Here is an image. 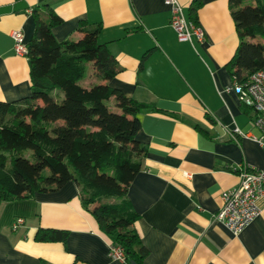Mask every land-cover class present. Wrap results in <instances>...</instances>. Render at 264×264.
<instances>
[{"label":"crops","instance_id":"0c3cea01","mask_svg":"<svg viewBox=\"0 0 264 264\" xmlns=\"http://www.w3.org/2000/svg\"><path fill=\"white\" fill-rule=\"evenodd\" d=\"M178 1L190 20L192 0ZM229 5L202 0L196 20L205 37L190 43L178 39L163 0H0V101L31 92L28 58L14 53L11 32L20 30L27 44L33 11L51 8L62 20L52 28L59 42L77 39L80 23L99 24L97 41L118 67L106 83L155 105L138 114L134 137L145 153L125 195L147 251L138 264H264L263 199L259 215L237 236L213 218L222 192L238 185L239 167L264 168V150L252 137L260 135L255 111L227 90L233 79L226 65L239 42ZM80 202L74 181L1 201L0 264H130L110 258V237ZM15 218L23 224L12 229ZM40 228L68 235L63 242L38 241Z\"/></svg>","mask_w":264,"mask_h":264},{"label":"trees","instance_id":"16d2710c","mask_svg":"<svg viewBox=\"0 0 264 264\" xmlns=\"http://www.w3.org/2000/svg\"><path fill=\"white\" fill-rule=\"evenodd\" d=\"M201 4L192 0L189 6L193 22ZM229 6L239 42L226 69L241 82L264 69V0H230ZM32 14L35 29L26 52L30 95L13 103L0 101V202L74 181L80 203L111 245L123 249L125 261L138 264L147 251L132 227L137 214L125 195L145 153L134 137L138 114L155 105L130 99L106 83L118 67L97 41L99 24L80 23L77 39L59 42L52 28L61 18L51 8ZM88 64L103 82L83 87L79 81ZM110 98L116 110L106 105ZM67 235L66 230L40 228L35 238L63 242Z\"/></svg>","mask_w":264,"mask_h":264},{"label":"built area","instance_id":"2783aa9c","mask_svg":"<svg viewBox=\"0 0 264 264\" xmlns=\"http://www.w3.org/2000/svg\"><path fill=\"white\" fill-rule=\"evenodd\" d=\"M171 12L170 26L178 35L180 41L192 43L194 40L203 41L205 33L202 27L192 20H186L178 0H163ZM14 43V53L27 56L28 47L23 40L20 30L11 32ZM227 90H232L239 102L255 111L253 125L258 128L260 135L253 137L264 150V71L258 70L241 82L232 81ZM234 133L242 135L238 128ZM239 183L234 188L225 190L220 196L222 205L213 215L216 223H221L231 235L237 236L260 213L259 201L264 200V168L241 166L237 170ZM23 224L22 218H15L11 224L12 229H17ZM123 249L117 245L109 246V256L113 260L125 261Z\"/></svg>","mask_w":264,"mask_h":264},{"label":"rangeland","instance_id":"374dc122","mask_svg":"<svg viewBox=\"0 0 264 264\" xmlns=\"http://www.w3.org/2000/svg\"><path fill=\"white\" fill-rule=\"evenodd\" d=\"M86 77L82 80L79 81V83L84 87H89L90 84L92 85V83H94V81L97 79L92 72V68L91 65L88 64L87 65V74L85 75ZM97 83V82H95ZM106 105L109 107V109H113V105L111 102H106ZM113 199V198H112ZM114 200V199H113Z\"/></svg>","mask_w":264,"mask_h":264},{"label":"water","instance_id":"95a60500","mask_svg":"<svg viewBox=\"0 0 264 264\" xmlns=\"http://www.w3.org/2000/svg\"><path fill=\"white\" fill-rule=\"evenodd\" d=\"M131 264H134V263H131Z\"/></svg>","mask_w":264,"mask_h":264}]
</instances>
